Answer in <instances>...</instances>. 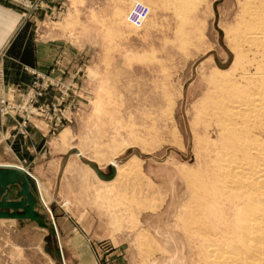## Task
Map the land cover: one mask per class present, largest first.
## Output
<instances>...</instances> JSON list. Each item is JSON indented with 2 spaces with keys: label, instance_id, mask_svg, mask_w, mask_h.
I'll return each mask as SVG.
<instances>
[{
  "label": "rangeland",
  "instance_id": "obj_1",
  "mask_svg": "<svg viewBox=\"0 0 264 264\" xmlns=\"http://www.w3.org/2000/svg\"><path fill=\"white\" fill-rule=\"evenodd\" d=\"M195 1L188 0L185 10L188 20L198 16L206 28L200 51L194 35L180 46L181 22L167 0L7 3L33 25L35 40L51 43L58 55L40 69H27L30 79L20 97L1 95L0 101H22L35 79L31 71H39L63 84L48 86L39 99L50 107L59 103L48 116L61 117L59 126L51 129V120L36 116L22 134L15 128L20 114L0 112V124L11 121L2 140L28 137L30 128L44 140L42 156L26 167L18 162L0 165L23 168L34 177L37 210L55 225L60 264L200 263L197 241L180 216L186 200L180 168L198 166L196 131L205 135L207 124L197 114V104L207 90L206 77L233 62L225 33L239 6L237 0ZM136 3L147 7L139 25L129 19ZM73 148L99 167L114 165V178L99 179L78 153L69 152ZM63 199L72 203L64 209L88 215L89 252L78 241L59 236L53 203H68ZM105 227L112 236H92L94 229L103 232ZM47 234L34 222L0 219V264H58L44 250Z\"/></svg>",
  "mask_w": 264,
  "mask_h": 264
},
{
  "label": "bare ground",
  "instance_id": "obj_2",
  "mask_svg": "<svg viewBox=\"0 0 264 264\" xmlns=\"http://www.w3.org/2000/svg\"><path fill=\"white\" fill-rule=\"evenodd\" d=\"M167 1L181 22L180 46L194 35L199 50L202 18L188 20V0ZM237 2L225 33L233 62L206 77L196 108L207 124L205 135L196 131L198 166L180 168L186 183L180 216L199 246V264H264V0Z\"/></svg>",
  "mask_w": 264,
  "mask_h": 264
},
{
  "label": "crops",
  "instance_id": "obj_3",
  "mask_svg": "<svg viewBox=\"0 0 264 264\" xmlns=\"http://www.w3.org/2000/svg\"><path fill=\"white\" fill-rule=\"evenodd\" d=\"M13 1L0 0V96L11 94L14 98H18L22 95L24 87L30 79L27 69H40L42 65L52 62L58 55L53 53L54 47H49L51 43L44 45L35 40L33 25L23 19L16 7L12 8L10 4H7H12ZM46 1L49 4L56 2V0ZM41 46H45L47 49ZM10 122L8 120L7 124H0V155L4 156L0 157V162H18L25 166L28 161L40 158L44 140L39 131L30 128L28 137L2 140L1 135L4 134V128L8 127ZM65 200L67 199L61 201ZM67 202H62L61 205L53 203L54 219L58 226L59 236L68 238V242L72 239L78 241L84 250L89 252L91 247L86 239L90 230L87 226L88 215L85 211L81 212L76 208L64 209L65 205L72 206L69 200ZM96 218L98 222H101L98 216ZM83 233H86L85 236ZM91 234L94 238H99L98 240L112 236L111 229L106 227L103 232L94 229ZM69 252L77 253L78 250L70 249Z\"/></svg>",
  "mask_w": 264,
  "mask_h": 264
},
{
  "label": "water",
  "instance_id": "obj_4",
  "mask_svg": "<svg viewBox=\"0 0 264 264\" xmlns=\"http://www.w3.org/2000/svg\"><path fill=\"white\" fill-rule=\"evenodd\" d=\"M69 152L79 154L75 148ZM79 157L94 170L99 179L109 181L114 178L116 173L114 165L99 167L95 161L80 154ZM62 158L65 159L66 155ZM39 203L35 179L27 170L0 165V219H16L20 223L34 222L37 226L46 228L48 234L45 237L44 250L60 264L62 255L55 225L37 210Z\"/></svg>",
  "mask_w": 264,
  "mask_h": 264
},
{
  "label": "built area",
  "instance_id": "obj_5",
  "mask_svg": "<svg viewBox=\"0 0 264 264\" xmlns=\"http://www.w3.org/2000/svg\"><path fill=\"white\" fill-rule=\"evenodd\" d=\"M147 14V7L141 3H136L129 13V19L139 25L143 21ZM35 75V79L30 83L29 90L24 96V99L18 103L9 102L6 105H1L3 101H0V112L1 115L6 114L7 112L11 113L13 116L20 114L21 120L15 125L16 131L20 133H25V125L27 121H30L32 117H46L49 121L48 125L51 129H56L61 122V117L57 116L53 119L48 117L50 113L54 115L55 110L58 108L59 103H53L52 107L48 104H43L40 102V97L43 95L45 89L50 86L63 85L59 80L53 82L52 78L48 75L42 74L39 71H31ZM41 78V80H40ZM57 99V98H56Z\"/></svg>",
  "mask_w": 264,
  "mask_h": 264
}]
</instances>
